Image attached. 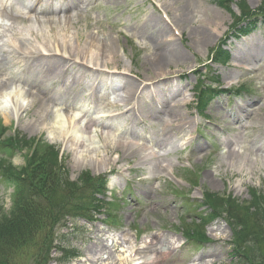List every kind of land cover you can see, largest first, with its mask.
<instances>
[{"label":"rangeland","instance_id":"1","mask_svg":"<svg viewBox=\"0 0 264 264\" xmlns=\"http://www.w3.org/2000/svg\"><path fill=\"white\" fill-rule=\"evenodd\" d=\"M263 3L0 0V47L26 43L0 67V88L10 87L0 95V222L17 207L19 174L35 173L49 146L59 150L74 187L56 192L58 184L47 185L45 196L24 199L21 208L64 204L69 211L83 183L105 184L94 205H78L59 218L46 251L2 232L7 245L0 256L12 253L8 264H103L153 242L141 257L171 250L159 264H238L229 211L209 214L208 199L230 196L246 208L249 190L264 192V16L235 26L241 5L257 13ZM38 6V14L56 20L16 17ZM245 49L249 54L241 58ZM177 50L185 56L173 58ZM30 52L35 55L26 62ZM36 58L44 62L42 71ZM159 59L168 62L163 70L156 67ZM126 86L138 88L135 101L129 103ZM208 88L214 92L203 109L200 94ZM114 94L116 107L108 100ZM42 102L48 114L38 111ZM165 131L173 141L159 144ZM108 134L118 143L104 141ZM109 146L120 150L112 161L121 159L122 148L127 159L110 167L98 163ZM205 217L210 221L201 225ZM20 221L30 228L28 216ZM102 242L120 247L107 255ZM253 259L263 260L260 253Z\"/></svg>","mask_w":264,"mask_h":264},{"label":"trees","instance_id":"2","mask_svg":"<svg viewBox=\"0 0 264 264\" xmlns=\"http://www.w3.org/2000/svg\"><path fill=\"white\" fill-rule=\"evenodd\" d=\"M241 6V17H236L235 19L236 27L243 21H250L249 23L252 24L256 21V19L254 20V18H260L264 16V10H261L262 12L259 11L255 13L252 12V10H250V8H248L247 6ZM252 27H254V25ZM220 58H223V56ZM205 90L200 94V101L202 102V105L205 104L203 105V108L206 106V103L203 102H206V100L210 98V94L214 92L209 88ZM45 155V158L40 159V167L35 168V173H33L34 171H26L19 174L18 180L21 185L18 188L21 189L18 193L19 199L16 202L17 207L12 213L13 217L5 219L3 223L0 222V234L2 232H11L13 236L14 232L21 238V243L27 242L28 244L30 242H34L35 244H37L39 253L48 249V243L53 237L52 228L54 229V225L59 221V218H61L63 214L66 215L67 212V214H70V208L76 209L78 205H81L82 208H84L87 204H90L91 206L94 205V203L96 202L95 196L102 193L105 186V184H101L100 180L95 179L87 183H83L84 185H86V188L80 191V197L75 199L71 198L69 200V202L71 203L68 208L69 211H67V209H64V207L62 206L64 204L59 205L58 207H52L48 205L44 208H41L39 207V205L37 207L21 208L20 202L24 199H26V201L29 200V202H32L33 200H38V197L40 196H45L47 194L46 189H48L47 185L58 184V188L54 187V191L56 192H63L64 190L67 191V188L63 186L74 187L70 183H68V174L63 171L67 168L64 167L59 161L58 149L56 147L49 146L48 149H46ZM64 173L67 174V180L61 182L57 181L58 179L61 180L63 178ZM38 175H41V177L44 179L46 177L48 179L46 181L40 179L38 180ZM31 179L37 181L38 184L33 182ZM38 187H40V190L38 189ZM249 195L250 201H248V205L246 208L238 206L234 201H232L233 199H231V197L228 199H220L215 196L209 195L211 196V198L208 199V204L210 205L211 211L209 210L208 212L209 214L214 215V213L216 214L219 211L220 213L229 211L227 213V216L229 217L230 221L234 223L232 226L235 230V241L237 244V250L235 249V254L238 255V264H264V192H258L251 189L249 190ZM43 210L46 211V213ZM1 211L2 209L0 207V219L2 216ZM24 215L28 216L32 221L29 229L21 227V224L23 223L20 221V219ZM25 218L27 220V217ZM204 220L201 219V223L205 224L207 222L206 217L204 218ZM43 221L44 226L42 227L40 225V222ZM49 222L52 225H49ZM40 226L42 228H40ZM47 230H49L48 234L46 233ZM23 237H30V239L28 241L26 239H23ZM37 238H39V241H37ZM5 245H7V243L4 242L3 237L0 235V248L1 246ZM259 253L260 255H262V262H254L253 258H257V255ZM10 255H12V253L5 256H0V264H8L10 259L12 258Z\"/></svg>","mask_w":264,"mask_h":264},{"label":"bare ground","instance_id":"3","mask_svg":"<svg viewBox=\"0 0 264 264\" xmlns=\"http://www.w3.org/2000/svg\"><path fill=\"white\" fill-rule=\"evenodd\" d=\"M40 2V1H42V0H36V2ZM44 1V0H43ZM44 8L45 7H47L46 6V4L45 5H42ZM187 6H189V4H187ZM187 6H186V8H187ZM39 8H41L40 6H38ZM37 7V8H38ZM10 15V14H9ZM9 15H7L8 17H10ZM19 15V14H18ZM12 17H13V15H11ZM71 17H72V15H70ZM70 16H63L64 18H71ZM12 17H10V18H12ZM26 19L29 21V22H48V23H50L51 21L53 22V21H55L56 20V18L54 17V16H46V15H43V14H40V15H36V13H32V14H27L26 15ZM94 19L95 20H98L97 19V17H94ZM182 19L180 18L179 19V21H181ZM183 23H181V25H182ZM24 45H26V43H21L20 42V44H19V46H17V45H11V44H9V46H6V45H4V46H2V47H0V67H2L5 63H7L8 61H10V58H11V55H15L16 53H19V54H21V53H23V47H24ZM5 46L8 48L6 51H5ZM248 48V47H247ZM249 49H245V50H242V51H240V57L241 58H246L247 57V55L249 54ZM41 53H39V54H37L39 57H43L42 55H40ZM25 55V54H24ZM32 55H35V53H32V52H30V53H28L27 55H26V62L27 61H29V60H32L33 58H31V57H33ZM185 55L182 53V52H180L179 50H177L176 52H175V56L173 57V58H183ZM38 62H37V61ZM36 60L34 59V61H33V63L36 65V69H38L37 71L39 72V71H42L45 67H43L42 66V64L41 63H44V62H41V61H39V58L37 59L36 58ZM241 60H243V59H241ZM168 62H166V59H159L155 64H156V67H158L159 68V70H163V68H164V66L167 64ZM248 66V65H247ZM164 73V72H163ZM233 76V75H232ZM75 81H76V79H75ZM5 88V89H4ZM3 89L5 90V91H10V87H4ZM136 87H134V86H126V91H127V99H128V101H129V103L130 102H133V101H135L137 98H138V88H136ZM3 89L2 88H0V95L3 93ZM117 97V95H112L111 97H109V104H111L113 107H116V105L115 104H117V103H115L114 102V99ZM166 98H168V95L166 96ZM44 99H46L45 97H44ZM52 100V99H51ZM39 105V112H41V113H49V111L47 110V108H48V106H47V104H45L44 102H42V103H39L38 104ZM119 106H122V105H119ZM17 110H19V112L21 111L20 110V108L19 109H17ZM129 111V110H128ZM38 112V113H39ZM171 113H173V111L171 110ZM244 113H243V111H242V109L240 110V111H237V114H236V116L235 117H240V115H243ZM232 116L234 117V115L232 114ZM41 117V115L40 114H38L37 115V118H40ZM107 120H112V119H107ZM58 124V123H57ZM56 124V125H57ZM59 124H61L60 125V127H65V123L64 122H60ZM184 125V124H183ZM58 126V125H57ZM162 140H160V142H159V144H161V143H167V142H172L173 141V139L171 138V136H172V134H171V131H169L168 133H166V131L165 132H163V134H162ZM103 139H104V141H106V142H108V143H110V144H112V143H115V144H117L118 143V141L117 142H113L114 140H112L111 139V136H110V134H108V135H106V136H103ZM111 141V142H110ZM260 141V140H259ZM119 143L121 144H119V146H120V148H121V146H122V144H124V143H122V142H120L119 141ZM109 144V145H110ZM263 146H264V144H263ZM119 148V149H120ZM122 150H124L125 151V153L123 154V156H121V159H119V160H115V161H112V159H111V155H112V152L114 151H116V152H118V151H120V150H117L116 148H112V146H109L107 149H106V155H107V157H106V159H104L103 161H101V162H98V163H100V164H102V165H106L107 167H110V166H116L117 164H119L120 162H121V160L123 159H127V152H126V150L125 149H123L122 148ZM233 157V155H231L230 156V158H232ZM86 159L84 158L83 159V161H85ZM92 163L93 162H97V160L95 161V160H90ZM154 169H156L155 167H154ZM148 246H146V244H145V247L143 248V249H139V250H137V251H135L134 252V248L135 247H131V248H129V251L128 252H126L127 254L126 255H128V256H126V257H122V255L120 254L119 256H117L116 255V257H115V259H114V257H112V256H108V257H106V261L107 262H104L103 264H114L115 262V260H118L119 262H120V264H159L160 263V261L162 260V259H166V257H164L165 255L167 256V254H169V252L171 251H168V252H166V251H162L161 253L159 252H157L158 254H157V256L155 257V258H142L141 257V254H142V252H144V251H148V250H150V246L151 245H153V242H151L150 244H147ZM116 247H120V245H119V243H112V244H107V243H105V242H102V246L100 247V249L102 248V250H108L107 252H106V254L108 255L109 253H113V250H112V248H116ZM99 249V250H100ZM117 258V259H116ZM117 264V263H116Z\"/></svg>","mask_w":264,"mask_h":264}]
</instances>
